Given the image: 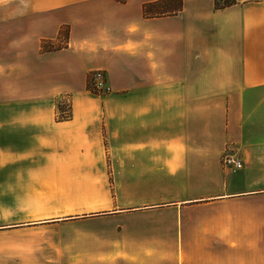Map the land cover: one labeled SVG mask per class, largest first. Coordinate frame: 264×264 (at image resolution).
Segmentation results:
<instances>
[{
  "label": "crops",
  "instance_id": "obj_1",
  "mask_svg": "<svg viewBox=\"0 0 264 264\" xmlns=\"http://www.w3.org/2000/svg\"><path fill=\"white\" fill-rule=\"evenodd\" d=\"M149 1L0 0V264H264V0ZM36 183L77 208L22 220Z\"/></svg>",
  "mask_w": 264,
  "mask_h": 264
},
{
  "label": "rangeland",
  "instance_id": "obj_2",
  "mask_svg": "<svg viewBox=\"0 0 264 264\" xmlns=\"http://www.w3.org/2000/svg\"><path fill=\"white\" fill-rule=\"evenodd\" d=\"M175 3H176V0H173L170 2V5H174ZM165 15H167V14H165ZM146 16H148V15H146ZM149 16H151V15H149ZM59 35H60L59 40L57 42H55L54 44L52 42L51 43H45L47 45V47H48V45H50L52 48H57V47L63 46L62 42H64V40H65L63 38L67 37L68 28L65 26L61 27V29L59 30ZM97 70L103 72L105 82H106V89H104V91H102V92H95L90 86L89 74L91 72H94ZM86 88H87V90H89L91 93H94V94L104 95V94L109 93L111 91V88L107 83L105 71L102 69L90 70L87 73ZM55 103H56L57 110L59 109L60 106H63L66 109H68L70 106V109H71L70 94L64 93V94L60 95ZM58 112H59V114L56 117H59L60 115H62L60 110H58ZM57 119H59V118H57ZM262 123H264V120L262 121ZM226 154H234L236 156V154L231 152L229 149H226L224 151L223 155H226ZM221 161H222V158H221ZM240 162H241V160H240ZM226 168H232V167H226ZM240 168H241V166H240ZM234 169H239V168H234ZM27 185L32 187V190H28L26 192V195L23 196L20 200H18V204L23 205V206L24 205L32 206L33 210L36 212H39V213L34 214L32 216H27L24 214L19 215V217L22 220L27 219L29 221H34V220H40V219H44V218L60 216V215L41 214V212L44 210L45 211L50 210V209H57V210L69 209V210H72V209L77 208L78 194L76 193V191L70 190V191L65 192L63 194L64 196H61V195L57 194V190H52L51 185L42 184V183L27 184ZM87 201H89V200L87 199ZM9 210L10 209H8V212L6 213V217H5L7 220L6 223H8L9 219L14 220L16 217H18V216H13L12 214H10ZM28 218H30V219H28ZM53 233H55V232L52 230L38 229V231H33L31 234L35 237L43 238L45 235H51ZM16 237H31V236L28 233H26V234H23L21 236L18 235Z\"/></svg>",
  "mask_w": 264,
  "mask_h": 264
},
{
  "label": "trees",
  "instance_id": "obj_3",
  "mask_svg": "<svg viewBox=\"0 0 264 264\" xmlns=\"http://www.w3.org/2000/svg\"><path fill=\"white\" fill-rule=\"evenodd\" d=\"M171 1L173 0H155V1L145 2L142 5L143 14L148 16L165 15V14L175 13L181 9L182 0H176V3L174 5H170ZM235 2H236L235 0H213V7L214 9H221L226 6L232 5ZM48 47L46 44L43 43L42 49L45 50L52 49L50 45H48ZM58 110H60L62 115H60L57 118H59L60 120L70 118L71 116L70 106L68 109L64 108L63 106H60Z\"/></svg>",
  "mask_w": 264,
  "mask_h": 264
},
{
  "label": "built area",
  "instance_id": "obj_4",
  "mask_svg": "<svg viewBox=\"0 0 264 264\" xmlns=\"http://www.w3.org/2000/svg\"><path fill=\"white\" fill-rule=\"evenodd\" d=\"M90 76V86L95 92H102L106 89V82L103 72L97 70L91 72ZM222 165L224 167L240 168L241 162L234 154L223 155Z\"/></svg>",
  "mask_w": 264,
  "mask_h": 264
}]
</instances>
